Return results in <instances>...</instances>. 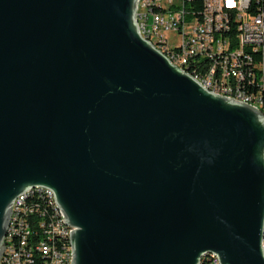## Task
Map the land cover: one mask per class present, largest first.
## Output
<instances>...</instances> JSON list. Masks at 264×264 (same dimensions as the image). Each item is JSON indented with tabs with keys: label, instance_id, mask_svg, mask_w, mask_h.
<instances>
[{
	"label": "water",
	"instance_id": "95a60500",
	"mask_svg": "<svg viewBox=\"0 0 264 264\" xmlns=\"http://www.w3.org/2000/svg\"><path fill=\"white\" fill-rule=\"evenodd\" d=\"M139 0H0V256L54 191L73 264H264V113L143 38Z\"/></svg>",
	"mask_w": 264,
	"mask_h": 264
},
{
	"label": "built area",
	"instance_id": "2783aa9c",
	"mask_svg": "<svg viewBox=\"0 0 264 264\" xmlns=\"http://www.w3.org/2000/svg\"><path fill=\"white\" fill-rule=\"evenodd\" d=\"M141 35L199 82L264 113V0H139ZM32 187L12 203L0 264H73L64 219ZM264 248V240H263ZM221 264L220 258L200 259Z\"/></svg>",
	"mask_w": 264,
	"mask_h": 264
},
{
	"label": "bare ground",
	"instance_id": "6f19581e",
	"mask_svg": "<svg viewBox=\"0 0 264 264\" xmlns=\"http://www.w3.org/2000/svg\"><path fill=\"white\" fill-rule=\"evenodd\" d=\"M155 47L160 51V46H155ZM172 63L175 66H177L178 68H180L181 70L190 74L192 77H194V79H196L199 82V76H193V73H191L190 69L184 67L183 64H180V61H172ZM206 89H208L209 91H211L217 95L224 96V93L215 92V89H209V88H206ZM224 97L232 99V96H224ZM242 103H246V104L253 106V103H251V101H242ZM253 107H256V106H253ZM38 194H41V195L43 194V195L47 196L48 198L52 199L54 204H55V208H59L60 216H65L63 210L61 209V207L57 203L56 197H53V192L45 190V189H38ZM64 227L68 228L69 231H73V226L69 225V223L67 222V219H64ZM71 236L72 235H69V243H70V245H69V259L74 258ZM3 246H4V249H7V241H3ZM215 258H218V254L215 252H206L201 257V259H215ZM198 264H203V263H198Z\"/></svg>",
	"mask_w": 264,
	"mask_h": 264
},
{
	"label": "trees",
	"instance_id": "16d2710c",
	"mask_svg": "<svg viewBox=\"0 0 264 264\" xmlns=\"http://www.w3.org/2000/svg\"><path fill=\"white\" fill-rule=\"evenodd\" d=\"M191 73H193V71H191ZM38 197H44L45 200H51V206H53V208H55V204H54V202H53L52 199L48 198L47 196H45L43 194L42 195L41 194H38ZM59 216H60V213H59ZM64 231H69V229L66 228V227H64ZM69 245H70V243H69Z\"/></svg>",
	"mask_w": 264,
	"mask_h": 264
}]
</instances>
